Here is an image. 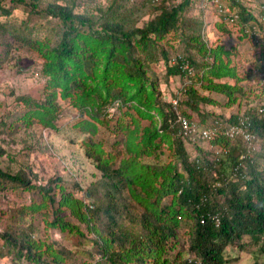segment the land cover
<instances>
[{
  "label": "trees",
  "instance_id": "1",
  "mask_svg": "<svg viewBox=\"0 0 264 264\" xmlns=\"http://www.w3.org/2000/svg\"><path fill=\"white\" fill-rule=\"evenodd\" d=\"M8 1L12 5L24 2ZM30 3L32 9L36 7L32 1ZM188 4L190 0L162 5L142 27L123 29L120 23L109 21L108 17L95 29L90 17L76 15L69 7L50 2L43 8V13L58 18L62 24L56 42L50 44L31 39L22 32L14 34L20 45L42 58V71L50 78L47 85L50 89L42 103L29 106L18 116L24 124L35 121L43 127L53 128L58 111L54 102L56 94L61 99H69L80 116H86L75 124L81 132L96 130L105 102L134 103L132 106L137 115L128 113L132 126L122 120L117 123L122 135L114 141L123 144L127 156L121 158L115 167H112L115 155L111 151L91 140L84 142L85 157L91 159L105 179L101 181L105 189L101 204L94 206L64 192L56 183L58 178L51 181L52 186L37 187L43 200L46 198L50 204H56L55 212L60 207L66 208L71 216L96 234L95 251L109 264H225L227 260L223 251L227 245H232L242 235L249 236L254 242L264 238V146L258 150L253 145L255 149L251 150L240 138L230 139L223 134L214 136L204 143L206 145H189L178 133L171 104L163 100L156 82L146 76L141 58L134 54L139 49L148 56L149 48L158 40L169 31L178 30ZM236 5L238 9L231 5L239 14L236 25L246 35V24L253 18L250 10ZM0 10L3 14L10 12L5 6H0ZM219 21L224 24L221 19ZM202 25V21L198 22L188 38L197 44L195 52L200 54V61L185 51L175 54L176 62L169 64L171 56L160 50L166 76L178 75L180 80L177 95L170 96L177 97L178 108L184 105L194 111H197L198 103L216 104L197 88L224 94L226 105L237 102L239 106L242 102L245 105L242 111L230 113L227 118L216 116L212 119L234 122L240 114L247 116L254 143L257 137L264 138V102L252 105L247 98L234 94L241 91L235 84L212 82V78L233 76V67L229 66L227 49L219 44L210 46L204 41ZM180 59L188 62L190 70L181 67L183 61ZM262 65L254 67L261 69ZM259 86L264 90V79ZM95 95L102 98L101 104L96 102ZM181 113L192 120L185 111ZM139 117L147 118L151 129L139 127ZM161 142L169 145L176 162L160 165L143 161L142 157L150 156ZM208 144L225 148L226 153L214 155L207 148ZM241 154L243 158H240ZM6 182L28 186L20 173L11 174L0 169V185ZM53 187L60 191L58 200L53 193L49 194ZM122 188L125 195L120 193ZM41 206H44L42 200L30 208L34 210ZM99 213L104 216L108 227L104 233L93 223L100 219ZM214 217L219 219L217 226ZM120 220L138 225L143 232L132 235L123 229ZM186 221L190 224L186 232V249L190 256L180 259V252H176L169 260L168 251L174 247L177 230ZM46 224L60 231L80 233L76 225L56 213ZM32 227L28 225V230H23L18 225V228L15 226L18 229L15 236L10 233L6 236L0 234V237L9 238L17 250L18 259L24 258L32 264H66L72 250L57 247L53 241L48 243L31 238L29 231ZM259 251L264 253V244Z\"/></svg>",
  "mask_w": 264,
  "mask_h": 264
},
{
  "label": "rangeland",
  "instance_id": "2",
  "mask_svg": "<svg viewBox=\"0 0 264 264\" xmlns=\"http://www.w3.org/2000/svg\"><path fill=\"white\" fill-rule=\"evenodd\" d=\"M23 1L13 5L8 0L0 2V6L9 7L10 11L3 14L0 10V169L11 174L20 173L27 180L29 187L11 182L0 185V234L6 236L11 233L15 236L18 231L15 226L18 228L19 225L21 229L28 230L26 228L31 225L33 226L29 231L31 238L45 240L48 243L53 241L56 242L53 245L57 247L72 250L73 253L66 264H109L95 251L96 234L89 231L85 223L71 216L66 208L60 207L55 212L56 204H50L46 198L43 200L37 187L47 184L52 186L51 181L58 178L59 180L55 181L64 192L94 206L101 204L105 197V189L101 181L105 179L94 167L91 159L85 157L84 142L91 140L99 143L104 150L111 151L115 155L112 164V167H115L121 158L127 156L123 144L114 141L119 140L122 135L117 123L118 120H122L124 124L128 123L132 126L128 113L137 115L132 106L134 103L121 104L118 100L105 102L101 107L102 115L99 116L100 121L96 124V130L81 132L75 124L86 116H80L78 109L69 99H61L56 94L54 102L58 111L53 128L43 127L35 121L28 125L24 124L18 116L29 106H39L42 103L50 89L47 86L50 78L42 71V58L35 51L20 45L14 34L22 32L31 39L37 38L50 44L56 42L62 24L58 18L43 13V8L50 2L67 6L76 15L90 17L92 27L95 29H98L99 24L108 17H110L109 21L113 20L120 23L123 29H129L131 26L142 27L159 12L160 6L176 4L180 0ZM30 1L36 4L35 8L30 7ZM222 1L235 8L237 3L238 6L253 13L256 12L258 5L264 4V0ZM181 18L182 24H178L179 29L169 31L158 40L154 47L149 48L148 56L145 52L140 53L139 49L134 51L135 56L141 58L148 79L158 85V92L163 96V100L169 101L170 95H177L180 80L178 75L166 76L165 61L160 58V50H165L168 57L171 56L169 59L175 54L189 51L196 60L200 61V54L195 52L197 44L188 38L193 34L191 29L197 28L196 24L202 21V38L210 46L219 44L228 50L229 66L233 67L234 73L233 76L212 78V82L235 84L241 91H236L234 94L237 97L247 98L252 105L264 102V90L259 86L264 79V38L254 41L242 34L236 24H223L211 8L202 7L200 0H190ZM261 63L263 68L254 67ZM169 64L173 63L169 61ZM197 89L199 93L215 100L216 104L198 103L197 111L190 110L184 105L179 107V110L189 114L192 121L208 123L213 117L227 118L230 113L245 108L242 102L239 106L237 102L226 105L227 98L222 93L205 88ZM240 92L242 94H239ZM95 99L101 104V97L95 95ZM138 123L139 127L145 126L151 129L149 120L145 117H139ZM253 145L260 150L264 146V138L257 137ZM187 148L192 150L190 146ZM142 160L160 165L176 162L172 149L165 142H161L150 156H143ZM258 160L261 162L260 158ZM125 192L124 189L120 191L122 195H125ZM52 193L55 200H58L60 193L58 188L53 187L49 194ZM41 200L44 206L34 210L30 208ZM55 213L63 220L76 225L80 233H68L47 226L46 222L50 221ZM99 215L100 219L93 223L104 233L108 227L105 226L104 216L101 213ZM118 222L132 235L143 232L138 225H129L121 220ZM189 225L186 221L177 230L174 247L168 251L169 260L173 259L176 252H180V259L190 256L186 249V232L189 230ZM5 236L0 237V264H32L24 258L18 259L16 248L12 246L9 238L5 239ZM262 244L264 238L254 242L249 236L242 235L232 245L225 247L223 251L227 260L225 264L255 262L264 264V253L259 251Z\"/></svg>",
  "mask_w": 264,
  "mask_h": 264
},
{
  "label": "built area",
  "instance_id": "3",
  "mask_svg": "<svg viewBox=\"0 0 264 264\" xmlns=\"http://www.w3.org/2000/svg\"><path fill=\"white\" fill-rule=\"evenodd\" d=\"M202 7L205 9L211 8L218 19H221L225 24L234 25L238 21V12L235 8L230 5H226L222 0H200ZM252 18L246 24V36L257 41L258 38H264V4L258 5L255 13H251ZM181 67L186 70H190L189 64L186 60L180 59ZM170 62L175 63L176 57L170 59ZM171 104V108L174 112L175 122L178 125V133L188 141V144L197 143L203 145L208 140L212 139L218 134H223L224 136L233 139L240 138L248 146V149H254L253 141L254 136L248 129L247 116L240 114L234 122H229L227 120L222 121L218 118L210 119L207 124H201L196 121H192L186 118L181 113L178 108L177 97L170 98L168 101ZM260 112V109L258 110ZM206 145V144H204ZM208 149H211L214 155L221 153H226L225 148L215 147L211 144L207 145ZM243 158V154L240 155ZM214 224L217 226L219 224L218 217H214ZM202 223L203 220H200Z\"/></svg>",
  "mask_w": 264,
  "mask_h": 264
},
{
  "label": "clouds",
  "instance_id": "4",
  "mask_svg": "<svg viewBox=\"0 0 264 264\" xmlns=\"http://www.w3.org/2000/svg\"><path fill=\"white\" fill-rule=\"evenodd\" d=\"M251 12V11H250ZM252 13V12H251ZM252 18V17H251Z\"/></svg>",
  "mask_w": 264,
  "mask_h": 264
}]
</instances>
